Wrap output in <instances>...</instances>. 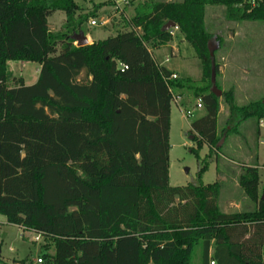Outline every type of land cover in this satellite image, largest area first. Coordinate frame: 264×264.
Masks as SVG:
<instances>
[{"label":"trees","instance_id":"1","mask_svg":"<svg viewBox=\"0 0 264 264\" xmlns=\"http://www.w3.org/2000/svg\"><path fill=\"white\" fill-rule=\"evenodd\" d=\"M207 4L224 6L230 20L264 21V0H149L129 29L77 46L71 36L90 15H77L75 0H0V215L41 234L46 250L52 243L49 264H191L198 242L201 264H264L257 154L238 177L251 211H221L219 180L169 182L174 90H194L203 102L190 131L198 158L218 143L220 101L190 78L170 79L149 45L171 42L163 26L173 21L211 80L219 64L209 45L221 38L207 30ZM58 10L64 29L51 31ZM9 61L38 63L37 81L9 86ZM226 99L230 115L256 117L260 133L264 100Z\"/></svg>","mask_w":264,"mask_h":264},{"label":"rangeland","instance_id":"2","mask_svg":"<svg viewBox=\"0 0 264 264\" xmlns=\"http://www.w3.org/2000/svg\"><path fill=\"white\" fill-rule=\"evenodd\" d=\"M124 1H127V4ZM146 1L149 0H75L80 7L77 15H90L82 25L86 36L91 38L90 43L129 29L128 21L134 16L136 6ZM93 19L98 21V25L90 24ZM205 21L207 30L214 37L221 38V42L216 38L211 40L210 47L213 52L227 45H230L234 52L233 66L226 67L224 61H220L219 67L222 66L223 69H219L214 83L209 79H203L201 62L188 42L179 45L174 55L170 46L157 50L156 48L161 45L157 43L149 45L157 62H165L168 57L169 60L165 64L177 70L179 78H190L193 85L200 89L199 94L212 91L214 86L221 91L218 115L219 140L214 149L204 145L199 152V158L193 150L197 146L194 141L195 134H190L191 124L205 115L204 108H196L199 95L195 94L194 90H184L183 94H179L182 98L178 103L172 101L169 182L172 186H187L214 183L219 180L221 190L218 204L221 211L227 213L251 211L256 205L246 196L238 183V177L243 165L252 163L257 152L258 138L259 143L263 142L258 151L260 191L264 188V124L259 133L256 117H249L241 122L232 117L226 93H233V100L237 105L264 100V21L230 20L224 6L212 4L206 5ZM65 22L66 14L61 10L48 18L51 31L63 30ZM8 70L12 78L9 86L15 85L19 80L25 84H33L39 77L40 65L29 61H9ZM83 78L84 73L79 79ZM177 91L174 90V98L178 96ZM186 109L193 110L191 117L185 116L183 111ZM203 167L206 169L202 170ZM34 237L35 233L31 230L12 224L5 216L0 215V251L3 264H38L39 257L44 259L41 264H49L45 254L52 255L54 245L49 243L46 250L43 248L44 239L37 242L34 241ZM201 260L202 245L198 242L191 255V264H201Z\"/></svg>","mask_w":264,"mask_h":264},{"label":"crops","instance_id":"3","mask_svg":"<svg viewBox=\"0 0 264 264\" xmlns=\"http://www.w3.org/2000/svg\"><path fill=\"white\" fill-rule=\"evenodd\" d=\"M49 28H51L50 27V25H49ZM177 34H179V37H177ZM91 38L89 37V40H90ZM186 41L184 40V38H183V35L179 32V31H176L175 33H174V35H173V39H172V41L171 42H169V43H167V44H163V45H161V46H159L158 48H156L157 50H161V48L163 47V48H166V47H169L170 46V48H171V52H172V54L174 55V53L176 52V51H178V47H179V45H181L182 43H185ZM229 44V43H228ZM231 46L230 45H227V46H225L224 48L222 47V48H220V50H217V52H215V56H216V59H217V62H218V64L220 63V61H224V66H233V64H232V61L234 60V58H233V54H234V52L231 50ZM169 60V58L168 57H166V61L165 62H167L168 60ZM165 62H158L160 65H163V66H165V67H168L169 68V66H167L166 64H165ZM219 69H223L222 68V66H220L219 67ZM172 71L174 72V73H176L177 75H179V77H180V74H179V72L177 71V70H175V69H172ZM245 70H243V72H244ZM245 72H248L247 70L245 71ZM186 91V90H188V89H182V90H178L177 91V97H175L174 98V101L175 102H179V100L182 98V96H179V94H183V91ZM172 110V109H171ZM262 121H263V119H262ZM263 124H264V122H263ZM260 125H261V123H260ZM263 125H261V126H259L260 127V129H261V127H262ZM261 143H263L262 141L259 143L258 142V145H257V152H256V154L258 155V151H259V149H260V145H261ZM263 257H264V249H263Z\"/></svg>","mask_w":264,"mask_h":264},{"label":"water","instance_id":"4","mask_svg":"<svg viewBox=\"0 0 264 264\" xmlns=\"http://www.w3.org/2000/svg\"><path fill=\"white\" fill-rule=\"evenodd\" d=\"M175 26L176 25H175V23L173 21H168L163 26V30L167 31V30H170V29L174 28ZM71 37H72V39H74L76 41V45L77 46H85V45L90 44L89 38L86 36V34L84 33L83 30H80L79 32L74 33ZM209 49H210L211 58L213 60L214 52H213L212 48L210 47V45H209ZM215 79H216V70H215V67H214V60H213V69H212V74H211V82L214 83ZM212 91L218 97L221 95V91L218 90L215 86H214ZM191 139H193V135L191 136ZM261 199L264 201V193L261 195Z\"/></svg>","mask_w":264,"mask_h":264},{"label":"built area","instance_id":"5","mask_svg":"<svg viewBox=\"0 0 264 264\" xmlns=\"http://www.w3.org/2000/svg\"><path fill=\"white\" fill-rule=\"evenodd\" d=\"M124 3L127 4V1H124ZM118 6H119V5H118ZM90 24H91L92 26L98 25V21H97L96 19H93V20L90 21ZM176 31H179L178 26H175L174 28L170 29V33H171V35H174V33H175ZM167 60H168V59H167ZM121 67H122V69L127 68V66H125V65H123V64H121ZM176 78H178V75H177L176 73H173V74L171 75V77H170V79H176ZM177 103H178V102H177ZM196 108H198V109H203V108H204V105H203V102H202L201 98H199V99L197 100V102H196ZM183 112H184L185 116H187V117H191L192 114H193V110H192V109H186V110H184ZM260 123H261V125H263V121H262V120L260 121ZM32 232H33V231H32ZM42 238H43V237H42L41 234H37V233H35V237H34L33 239H34V241H37V242H38V241H40ZM37 262H38V264H41V263L44 262V259H43L42 257H39V258L37 259ZM211 264H215V262L212 261Z\"/></svg>","mask_w":264,"mask_h":264}]
</instances>
